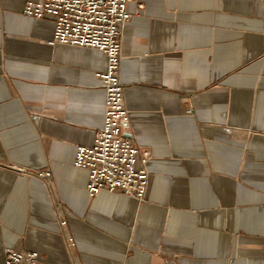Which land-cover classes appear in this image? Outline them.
<instances>
[{"label": "crops", "instance_id": "1", "mask_svg": "<svg viewBox=\"0 0 264 264\" xmlns=\"http://www.w3.org/2000/svg\"><path fill=\"white\" fill-rule=\"evenodd\" d=\"M28 2L0 0V264H264V0H128L143 201L87 192L74 160L104 125L108 58L53 43Z\"/></svg>", "mask_w": 264, "mask_h": 264}, {"label": "built area", "instance_id": "2", "mask_svg": "<svg viewBox=\"0 0 264 264\" xmlns=\"http://www.w3.org/2000/svg\"><path fill=\"white\" fill-rule=\"evenodd\" d=\"M127 4L128 0H29L25 14L54 18L53 43L93 48L107 55V70L99 74L106 91L104 125L91 146H78L74 165L88 171L91 197L106 190L143 201L150 171L135 139L126 135L131 120L121 81L122 30L131 17ZM50 176V172H42L36 177ZM37 262L38 252L6 250L5 264Z\"/></svg>", "mask_w": 264, "mask_h": 264}]
</instances>
